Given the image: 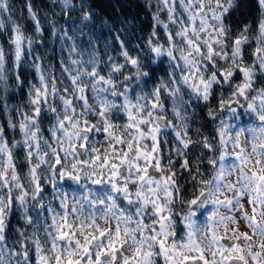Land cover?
Returning <instances> with one entry per match:
<instances>
[{
  "label": "snow or ice",
  "instance_id": "snow-or-ice-1",
  "mask_svg": "<svg viewBox=\"0 0 264 264\" xmlns=\"http://www.w3.org/2000/svg\"><path fill=\"white\" fill-rule=\"evenodd\" d=\"M57 3L64 16L77 19L81 24L78 30L52 26V36L61 41V50L67 49V57L62 58L60 64L61 72L67 74L70 83L62 90L53 66L45 65L43 56L36 53V47L44 44L45 30L31 3H27L26 8L34 34L26 33L12 19L10 0H0V33L8 34L7 49L0 43V93L3 94L0 102L7 96L10 80L15 81L16 87L24 84L22 77L26 66L35 72V82L28 84L27 110L16 106L15 112L20 119L15 123L9 115L8 127L18 128L20 139L9 143L4 127L0 126V264H32L33 251L35 264H156L153 257L157 254L163 257L164 264H264V251L256 250V247L264 248V244L253 247V238L247 231L234 229L231 233L225 231L221 236H214L213 246L208 249L193 241L199 217L194 218L191 210L180 216L174 212L175 202L184 195L186 188H181L173 168L162 167L161 145L165 142L160 138L162 127L175 124L176 119L186 120V97L205 102L216 99L215 107L221 114L232 113L231 119H235L237 113L242 117L244 111L240 109H246L250 115L260 114L264 122V83L257 86L258 81L264 80V0H256L261 19L255 36L248 24L233 35L226 22L241 8L243 0H156L152 31L143 47L137 44L133 48L128 46L119 30L112 34L114 22L98 15L89 0L78 3L57 0ZM162 13H166V20L161 19ZM98 22L100 32L96 41L90 38L84 45L77 43V32L83 36V29H95ZM161 30L165 37L163 43L158 35ZM105 31L112 43L104 38V52L110 48L119 49L116 56L108 55L106 62L97 46ZM249 48L250 62L245 56ZM28 56L34 57L30 63L26 59ZM153 56L166 58L172 70L165 79L148 89L145 78L152 74ZM137 76L144 87L139 93L132 90L129 94L125 85ZM223 85L230 89L227 96L223 93ZM217 89H221L219 95ZM164 97L171 102V113L175 117L171 121L167 117ZM2 106L5 111H12L6 102ZM45 119L50 125L49 137L42 131ZM121 126L126 131L117 135L116 130ZM216 131L218 141L202 136L195 144L183 139L185 135H193L191 129L179 134L182 148L192 153L191 156L185 153V158L180 160L181 169L196 179L199 165L193 166V159L195 149L201 145L203 150L215 148L219 160L209 163L220 165L221 170L225 167L221 162L225 161L226 152H231L232 158L239 159L240 164L235 184L230 186L232 200L227 203L237 216L264 234V228L259 226L260 220H264V143L260 140L264 128L259 133L246 129L243 138L232 131L230 125ZM92 133L111 137V147L118 154L116 162L111 164L116 170L113 175L123 177L117 187L128 194L129 200L134 194L142 201L136 204L134 217L116 218L114 232L111 228L101 229L94 219L77 224L76 209L71 204L63 199L55 204L46 203L44 199L48 189L40 171L47 163L52 140L56 139L59 144L54 148L53 170L63 176L64 143L76 153L77 149L88 146ZM125 136L128 137L126 143ZM217 142L226 152L220 151ZM249 147L260 157L254 161L253 168L247 167L250 158L244 156ZM17 151L22 152L27 164L31 189L24 186L14 162ZM99 159V154L93 157V160ZM83 162V157L73 158V171ZM104 164H109L108 157H104ZM124 166L127 167L126 177L120 171ZM214 179L219 182V177ZM161 185L163 200L160 198ZM241 201L250 207L251 214L244 210ZM198 202L199 197L189 203L195 207ZM14 208L22 211L24 224L32 229L18 232L14 244L18 247H10L7 243L8 218ZM112 208L116 210L115 204ZM121 222L126 224L123 235ZM181 223L183 229H187L186 239L177 243V226ZM129 238L135 245L132 251L128 248ZM244 242L248 248L244 247Z\"/></svg>",
  "mask_w": 264,
  "mask_h": 264
},
{
  "label": "clouds",
  "instance_id": "clouds-1",
  "mask_svg": "<svg viewBox=\"0 0 264 264\" xmlns=\"http://www.w3.org/2000/svg\"><path fill=\"white\" fill-rule=\"evenodd\" d=\"M147 71V69H144ZM134 84H140L141 88L138 93L143 89L142 81L139 76L135 80L129 79L125 88L128 93H131ZM201 101L195 97L191 99L185 98V104L187 110L185 113L186 120L176 119L175 124L162 127L160 131V138L164 140V144H169L168 130L171 131V149L168 151L167 164H162V167L173 168L177 159L183 160L185 153L189 156L192 155L187 148L181 146L180 133H186L188 129L192 130L193 135L183 136L184 140H191L194 144L199 143L202 136H208L211 139H217V129L220 127L231 126V130L238 132L243 138L246 129H255L257 133L264 128V122L259 118L258 113H252L244 109V116L247 118L248 123L237 125L232 122V113L224 112L221 114V110L218 107H209L210 101L205 102L206 116H209L211 112L212 127L215 130V135L209 136L203 132L204 118L200 116L197 111V104L193 101ZM240 107H243L241 102ZM172 118L174 115L171 113ZM241 117L236 114L235 121H240ZM172 119H169L171 121ZM223 122V123H222ZM117 135L125 129L119 128L116 130ZM128 137L125 136V143ZM262 143H264V136L260 137ZM83 142V141H81ZM75 144V139L73 140ZM113 143L110 136H105L101 133H92V138L87 142L86 148H80L73 153L67 142L63 145L62 154H65L64 163L62 164L63 176L58 172H54L53 166L55 164V151L54 148L59 144L56 139L51 142V147L48 149L49 155L46 158L47 163L40 171V177L44 180V184L49 186L50 192L45 193V202L51 201L55 204L58 200L63 199L66 203L71 204L76 209L77 224L84 223L89 219H94L101 229H113L115 231L116 218L123 216L134 217L135 207L137 203H141L134 194L131 200L127 198V193L120 190L117 185L122 183L123 177L115 176L113 173L116 171L111 167L113 162H116L117 153H114L111 144ZM143 143V142H142ZM150 144L151 141H148ZM251 137L249 136V144H251ZM119 147V145H117ZM217 147H220L221 152L226 150L220 146L217 142ZM196 156L193 159V166L199 165V175L193 180L188 176V186L184 195L175 202L174 212L177 216L182 215L188 210H191L195 217H199L196 225L197 234L193 237V241L202 248L208 249L213 246V237L221 236L225 231L231 233L234 229H239L241 232L247 231L253 238V247L264 244V234L257 231L255 226H249V222L244 221L241 217L236 215L235 210L227 202L232 200L233 192L230 188L235 184L236 177L238 175L237 168L239 167L240 160L233 159L231 152H226L225 161L221 162L225 167L221 170L220 165L210 164L209 161L219 160V153L215 148L203 150V146L195 149ZM206 152V154H205ZM99 154L101 159L93 160L95 155ZM159 155V153H158ZM244 156L250 158L247 163V167L253 168L254 161L260 157L249 147L248 151L244 153ZM83 157V163L78 165L77 169L73 171L71 168V162L73 158L80 160ZM104 157H108L109 164H104ZM231 158V159H230ZM131 162V161H129ZM181 169V165H179ZM123 172L124 177L127 176V167L124 166L120 169ZM156 171V169H154ZM29 173L26 169L21 174L24 186L28 189L32 188V184L29 179ZM219 177V182L214 179ZM181 188H185V184L181 183ZM160 198L165 199L163 192V185H161ZM155 195V193H152ZM199 197V202L193 207L189 202ZM244 205V210L249 211L246 204L243 201L240 202ZM115 204L116 210H113L112 205ZM202 214V215H201ZM249 214L250 211H249ZM21 211V218H22ZM226 217H233V219H225ZM73 217L70 215L69 220ZM260 220V217L257 216ZM183 226L181 223L177 226ZM133 223V227H135ZM260 227L264 228V220H260ZM244 229V230H242ZM19 231V230H18ZM126 231V224L121 222L120 232L123 235ZM187 229H183L180 232V238L175 237L177 243H180L182 239H186L184 235ZM234 242V241H233ZM7 243H9L7 241ZM15 244V240L11 241ZM135 245L132 239H128V248L130 251L134 249ZM244 247L248 248L249 245L244 242ZM258 251H264V248L256 247ZM157 257H161L159 254L153 257L157 264ZM163 258V257H162Z\"/></svg>",
  "mask_w": 264,
  "mask_h": 264
},
{
  "label": "trees",
  "instance_id": "trees-1",
  "mask_svg": "<svg viewBox=\"0 0 264 264\" xmlns=\"http://www.w3.org/2000/svg\"><path fill=\"white\" fill-rule=\"evenodd\" d=\"M150 2V0H89V3L95 8L98 15H101L104 19L108 20L110 23L114 22L112 28V34H116L119 30L122 38L128 41V46L133 48L135 45L139 44L142 47L145 41L152 31L155 21L153 20V15L157 11L155 3ZM12 4L13 16L12 19L19 23L28 34H34L33 22L28 16V11L26 8L27 3H31L33 11L37 13V16L41 20V25L44 28L43 40L44 44L38 45L36 47V52L43 56L45 65H52L54 72L57 73L61 69L60 61L65 58V51L61 50V41L54 36H52V26L55 25L57 29H68L76 27L80 24L77 19H68L61 12L58 6L57 0H10ZM78 3L79 0H76ZM261 17V9L259 8L256 0H243L241 8L234 12L226 21L232 29V34H236L243 25L248 24L252 27V35L255 36L258 22ZM6 26L8 21L5 19ZM89 31L92 36L97 39L99 35V22L95 29L89 27L85 28ZM71 34V33H70ZM87 34L82 36V41L85 40ZM111 39V36L107 31L104 35L99 37V45L102 47L104 44V38ZM39 39V36H36ZM77 38V37H76ZM7 39L8 34L0 33V43H3L7 49ZM79 40V38H78ZM252 47H255L253 44ZM246 60L251 61V48H249L246 53ZM147 63V60L145 61ZM150 68L152 74L149 78H145L148 84L149 81L157 82L160 79H165L167 73L169 72L166 64L164 62L151 63ZM24 84L20 87L15 86V81H9V90L6 98L3 102H0V126L5 129V139L11 143L13 140L20 139V134L18 128L12 129L8 127L9 115H11L12 121L17 122L20 117L16 114L15 108L19 106L21 108L22 103L27 102V91L28 84L30 82H35V72L30 67H25L23 71ZM65 86H69V80L65 79ZM264 83V80L258 81L257 86ZM222 90L225 96L228 95L230 89L227 85L222 86ZM221 89H217V95H219ZM0 95H3L0 93ZM7 103L12 111L9 113L4 110L2 103ZM197 111L200 116L204 118V128L203 132L209 136L215 135V130L212 127V120L210 117L206 116V108L204 107L205 102L202 100L197 102ZM217 104L216 99L210 100L208 104L209 107H215ZM45 124L48 125L47 119L44 120ZM121 122V121H119ZM45 131H48L47 128ZM169 143L171 140L169 139ZM171 149V148H170ZM166 151V150H165ZM168 152V151H166ZM167 155L165 157L167 158ZM15 163L17 165V170L20 174L26 171L27 164L24 160L23 154L20 151L15 152ZM173 166V171L177 173L179 177V182L185 184V188L188 186V176L185 170L180 169V160Z\"/></svg>",
  "mask_w": 264,
  "mask_h": 264
},
{
  "label": "rangeland",
  "instance_id": "rangeland-1",
  "mask_svg": "<svg viewBox=\"0 0 264 264\" xmlns=\"http://www.w3.org/2000/svg\"><path fill=\"white\" fill-rule=\"evenodd\" d=\"M151 2H152V0H151ZM153 2L156 3V0H154ZM178 11H179V9H178ZM166 18H167V17H166V13H162V14H161V19H162V20H166ZM260 19H261V17H260ZM80 28H81V24H79V25L76 27L77 30L80 29ZM83 31H84L85 34H87V35H86V38H85L84 41H82V36H80V35H79V32H77V36H76V37H77V38H76V39H77V43H79V44H81V45H84V44H86V42H87L90 38L93 39L94 41H96V39L92 36V34H91L89 31H87L86 29H83ZM158 35L160 36V40H161V42H162V43L165 42V37H164V33H163L162 30L158 32ZM78 38H79V40H78ZM108 41H109L110 44L112 43V40H111V39H108ZM97 46L100 47V49H101V55L103 56V59L105 60V62L107 61V56H108V55L116 56V53L119 51L118 48L115 49V50H112V49L110 48V49L105 53L104 50H103V46L101 47V46L99 45V43L97 44ZM64 51H65V59H66V57H67V49L65 48ZM36 53H37V52H36ZM145 55H149V54H147V53L145 52ZM33 58H34L33 56H28V57H26V59L28 60L29 63L33 60ZM118 59H122V58H119V57H118ZM152 59L154 60L153 63H155V64L163 60V62L166 64V66H167L169 72L172 70V69L169 67V63H168V60H167L166 58H155V57L153 56ZM251 59H252V56H251ZM220 63L223 64V62H220ZM104 71L106 72V71H107V68H105ZM178 72H179V70L177 69V73H178ZM55 75H56V77H57L58 87L62 90L64 87H66V86H65V82H64V80L67 79V74H66V73H62V72H61V69H60V70L57 71V73H55ZM118 78H119V77H118ZM239 79H240V77L237 76V80H239ZM67 80H68V79H67ZM149 83H150V84L147 83V88H148V89H151V87L153 86L154 82L149 81ZM142 84H143V82H142ZM143 87H144V84H143ZM140 88H141V85H140V84H134L133 87H132V90H135V91L137 92V91L140 90ZM132 90H131V93H130V94H132ZM89 96H91V93H89ZM186 98H187V97H186ZM164 99H165V104H166V107H167V117H168V119H172V120H173V118H172V116H171V102H170L166 97H164ZM26 105H27V102H26V103H22V105H21V109H23V110H27ZM240 111L243 112L244 110H243V109H240ZM118 115H119V114H118ZM242 117H245V116L243 115ZM242 117H241V118H242ZM117 122H119V121H117ZM121 122H122V121H121ZM232 122H233V123H236V124L238 123L237 121H235V119H232ZM246 123H248L247 118H246V121L243 122V124H246ZM241 124H242V123H241ZM241 124H240V125H241ZM238 126H239V125H238ZM49 127H50V125H49V124L46 125V124H45V121H44L43 124H42V131H43V134H44L45 137H49V136H50L49 132H48V131H45L46 128H47V130H48ZM171 135H172V134H171V131L168 130V136H169L170 140H171ZM50 142H51V141H50ZM230 159H231V158H230ZM46 187H47V189H48V192H50V188H49V186L46 185ZM246 207H248V209H249V211H250V207L247 206V205H246ZM8 225H9V227H8V230H7V241L9 242L8 245H9L10 247H13V246L18 247V245H14V244L11 243V241H14V240L18 239V232H20V231H28V232L32 231V229L28 228V226L24 224V221H23V219L21 218V212H20L19 209H15V208L13 209V214L10 215L9 218H8ZM18 230H19V231H18ZM242 230H244V229H242ZM31 257H32V264H35V253H34V251L32 252Z\"/></svg>",
  "mask_w": 264,
  "mask_h": 264
},
{
  "label": "flooded vegetation",
  "instance_id": "flooded-vegetation-1",
  "mask_svg": "<svg viewBox=\"0 0 264 264\" xmlns=\"http://www.w3.org/2000/svg\"><path fill=\"white\" fill-rule=\"evenodd\" d=\"M240 122L243 124V121H240ZM171 146H172L171 143H169L167 146L165 144L161 145L162 163L165 164V165L167 164V158L165 157V155L168 154V152H166V151H169ZM176 162H178V160H176ZM182 229H183V226L181 225L180 228H178L177 238H180V232H182ZM157 264H164V261H163L162 257H157Z\"/></svg>",
  "mask_w": 264,
  "mask_h": 264
}]
</instances>
